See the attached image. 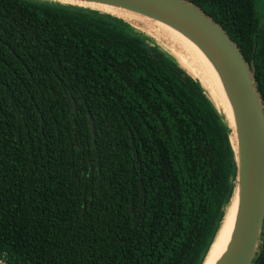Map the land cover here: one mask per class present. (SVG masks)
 I'll use <instances>...</instances> for the list:
<instances>
[{
  "label": "trees",
  "instance_id": "1",
  "mask_svg": "<svg viewBox=\"0 0 264 264\" xmlns=\"http://www.w3.org/2000/svg\"><path fill=\"white\" fill-rule=\"evenodd\" d=\"M185 1L239 48L264 107L253 0ZM148 41L97 11L0 0L3 263L201 264L233 188L230 130Z\"/></svg>",
  "mask_w": 264,
  "mask_h": 264
},
{
  "label": "water",
  "instance_id": "2",
  "mask_svg": "<svg viewBox=\"0 0 264 264\" xmlns=\"http://www.w3.org/2000/svg\"><path fill=\"white\" fill-rule=\"evenodd\" d=\"M42 1L92 3L157 20L182 33L213 64L231 107L236 150L231 148L236 171L230 198L204 258L237 192L238 208L231 238L224 255L216 264H252L264 228V107L256 91L252 71L236 44L209 16L185 0ZM62 5L84 8L69 3ZM88 121L92 132L90 117ZM227 128L231 133L229 126ZM0 264L5 263L0 261Z\"/></svg>",
  "mask_w": 264,
  "mask_h": 264
},
{
  "label": "bare ground",
  "instance_id": "3",
  "mask_svg": "<svg viewBox=\"0 0 264 264\" xmlns=\"http://www.w3.org/2000/svg\"><path fill=\"white\" fill-rule=\"evenodd\" d=\"M65 3L75 4L110 15L113 18L123 21L127 26L140 33H143L141 29L146 31L145 29L147 28L153 31L159 38L157 39L159 43L157 42L158 45L156 46L169 55L176 64L181 67V69L183 68L187 74L200 83L205 95L216 108L222 117L223 122L231 129L229 140L232 144L233 150H236L235 126L233 123L231 107L219 75L213 64L192 41L179 31L162 22L129 11L77 1L63 2L62 4ZM237 208L238 194L236 192L231 205H229L225 211L219 231L217 232L202 264H216L224 255L233 231Z\"/></svg>",
  "mask_w": 264,
  "mask_h": 264
},
{
  "label": "rangeland",
  "instance_id": "4",
  "mask_svg": "<svg viewBox=\"0 0 264 264\" xmlns=\"http://www.w3.org/2000/svg\"><path fill=\"white\" fill-rule=\"evenodd\" d=\"M253 6H254V9H255V12L258 16V18L260 19V22L261 23H264V0H253ZM146 31H144V29L141 31L145 34L147 39H149L150 41H148L151 45L154 44V45H158L157 44V39H159L153 31H151L150 29H145ZM159 43V42H158ZM207 97V96H206ZM209 100V99H208ZM210 102V100H209ZM211 103V102H210ZM212 104V103H211ZM213 105V104H212ZM214 107V106H213ZM216 109V108H215ZM217 111V110H216ZM230 141V140H229Z\"/></svg>",
  "mask_w": 264,
  "mask_h": 264
}]
</instances>
